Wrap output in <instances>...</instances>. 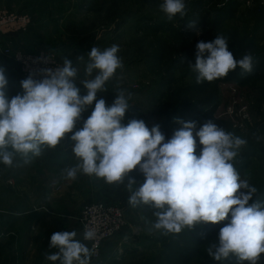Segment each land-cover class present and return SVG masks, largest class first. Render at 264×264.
<instances>
[{
    "label": "rangeland",
    "instance_id": "374dc122",
    "mask_svg": "<svg viewBox=\"0 0 264 264\" xmlns=\"http://www.w3.org/2000/svg\"><path fill=\"white\" fill-rule=\"evenodd\" d=\"M161 2L7 0L5 4L11 7L10 11L27 15L30 23L24 32L31 28L28 41L44 49L39 52L44 59L62 66L64 58H68L78 68L75 83L82 96L87 90L81 81L95 76L94 72L93 77H86L84 72L92 47L104 50L113 44L119 46L123 68L106 82V91L98 92L97 99L104 98L106 106H111L118 89L124 90L126 97L131 94L130 108L122 120L124 125L131 119L143 120L149 130L159 125L166 142L182 127L178 120L195 121L196 130L212 120L246 139V146L233 164L241 179L257 188L249 203L264 202V0H185L186 15L181 18L177 14L171 21L159 10ZM193 20L196 25L189 28ZM217 35L227 37L228 50L236 59L250 52L254 57L253 70L241 75L237 67L226 77L198 84L196 74L188 66L195 63L196 44L211 42ZM80 56L83 61L77 60ZM7 64L0 55V66L8 79L6 94L11 99L23 94L20 82L24 79L18 69L11 64L8 68ZM94 105L95 101L86 108L73 131L83 127ZM71 135L66 134L54 148L45 146L41 155L32 157L29 163L20 154L15 155L13 167L0 163V209L4 208L6 198L13 201L14 210L29 213L34 208L41 209L36 212L38 220L33 232H27L26 227L22 245L28 250L31 241H35L32 250L37 255L36 264L48 261V233L61 228L57 224L48 229L56 219L50 217H58V222L62 217H77L90 202L118 205L124 219L121 235L130 237L126 244L120 243V239L106 244L100 260L90 264H238L233 254L215 261L206 252L209 242L228 223L230 214L217 224L201 223L185 227L180 233L162 235L149 231L156 220V209L150 205H129L127 178L124 184H108L103 178L85 174H78L74 181L65 179L63 170L77 163ZM195 139V154L199 156L203 146L198 137ZM129 175L136 179V187L144 182L138 168ZM27 213L26 221L33 224L34 218L28 219ZM258 264H264V253Z\"/></svg>",
    "mask_w": 264,
    "mask_h": 264
},
{
    "label": "clouds",
    "instance_id": "9594fccd",
    "mask_svg": "<svg viewBox=\"0 0 264 264\" xmlns=\"http://www.w3.org/2000/svg\"><path fill=\"white\" fill-rule=\"evenodd\" d=\"M159 10L171 21L177 14L186 15L185 0H162ZM196 21L188 27L194 28ZM119 46L113 44L101 50L92 47L81 81L87 90L80 95L75 80L78 68L70 59L53 70L39 69L40 79L34 73L20 82L23 94L11 99L6 94L8 79L0 66V163L14 166L16 154L29 163L41 155L45 146L54 148L66 134L72 133L74 166L63 170L65 179L76 180L78 174L103 178L108 184H124L130 193L128 203L136 208L150 205L156 217L149 231L162 235L180 233L201 223L217 224L227 218L206 252L215 261L233 254L238 264L244 261L258 264L264 253V202L252 200L257 188L247 179H241L233 161L247 140L228 132L212 120L196 130V122H183L165 142L159 125L149 130L143 120L131 119L122 123L129 110V98L124 90L111 106L98 92L106 91V82L112 79L123 62L118 56ZM83 61L84 57H77ZM183 62V59H182ZM254 57L245 53L236 59L228 50V39L217 35L211 42L196 44L195 63L189 68L196 74V82H212L226 77L237 67L241 75L251 73ZM95 101L91 115L83 127L74 130L77 121ZM202 145L200 155L195 154L196 139ZM11 149V150H9ZM144 182L129 174L137 170ZM76 231H57L50 237L49 247L57 251L46 254L52 264H90L92 250L77 238ZM96 237L93 229L86 228L85 241Z\"/></svg>",
    "mask_w": 264,
    "mask_h": 264
},
{
    "label": "built area",
    "instance_id": "2783aa9c",
    "mask_svg": "<svg viewBox=\"0 0 264 264\" xmlns=\"http://www.w3.org/2000/svg\"><path fill=\"white\" fill-rule=\"evenodd\" d=\"M19 21L23 22L22 27L14 30ZM30 23L27 15H17L15 13H8L0 10V38L3 35H8L14 31L24 32ZM14 27V28H12ZM0 54L13 63L19 65V71L23 79H26L30 73H34L36 79H40L39 69L50 68L57 69L61 67L52 62V59L43 54L36 52L24 54L18 51H12L10 47L0 48ZM80 238L87 244L93 255L90 261H98L101 258L102 249L108 243H114L120 239V243H128L130 237L122 236V229L124 226L123 213L120 207L116 204L105 202L87 203L82 207L77 217H75ZM86 228L93 229L96 232V237L92 241H85L83 233Z\"/></svg>",
    "mask_w": 264,
    "mask_h": 264
},
{
    "label": "crops",
    "instance_id": "0c3cea01",
    "mask_svg": "<svg viewBox=\"0 0 264 264\" xmlns=\"http://www.w3.org/2000/svg\"><path fill=\"white\" fill-rule=\"evenodd\" d=\"M6 1L7 0H0V10L1 11H4V12L6 11L8 13H15L17 15H26L25 13H19V12L16 13V12L10 11L11 7H9L8 5L6 6L7 4V3L5 4ZM22 26H23V22L19 21L17 23V26H15V28L14 27L12 28H14V30H17L18 27H22ZM17 31L8 33V35L5 34L1 36L0 48L10 47L12 51H18L24 54H30L33 52H41L44 50V49H41L40 47H37V44L35 42L28 41L30 34L33 32L31 31V28L28 32H21V31L17 32ZM2 58L5 59L6 62H8L7 64L8 68L9 67L11 68L12 66H14L16 69L19 70V65L17 63L13 64L11 60L7 59L4 56H2ZM4 204H5L4 208L0 209V264H36L37 255H36L35 250H32L34 248L32 247V242L35 243V241L34 240L31 241L30 247L28 250H25V248H22V245H23V236L25 234L26 227H27V232L30 233V230H31V233L33 232L34 229H32V227L36 226L34 223L38 220V217H37L38 215L36 212L38 210L40 211L41 209L34 208L29 213H27L26 211H19L18 209L16 210L11 209L13 208L11 205L13 204V201H11L10 198H6V200H4ZM26 213L29 215L34 214L32 217H29L28 215V219L34 218L33 224H30V220L26 221L27 219ZM50 218L51 219L56 218L55 221H52L53 223L56 222V224L54 225L53 223H50V225H48V229L51 230L52 229L51 226L55 227L57 224H60L61 228L59 229V231H73L74 230L77 232L76 238L80 240L81 242H83L80 238V234H79V230H78L75 217L71 219H68V218L64 219L62 217L60 222H58L59 221V219H57L58 217L52 216ZM67 219L69 221H67ZM53 233L55 232L48 233V236L51 237ZM46 244L49 249V254L57 251V249H51L49 247L50 240L47 241ZM105 248H107V246H105ZM42 262H44V260ZM43 264H52V262L46 261Z\"/></svg>",
    "mask_w": 264,
    "mask_h": 264
},
{
    "label": "trees",
    "instance_id": "16d2710c",
    "mask_svg": "<svg viewBox=\"0 0 264 264\" xmlns=\"http://www.w3.org/2000/svg\"><path fill=\"white\" fill-rule=\"evenodd\" d=\"M246 50H247V49H246ZM213 110H214V107H213ZM213 110H211V111L209 112V116L211 115V112H212ZM208 224H211V223H206V225H208Z\"/></svg>",
    "mask_w": 264,
    "mask_h": 264
}]
</instances>
